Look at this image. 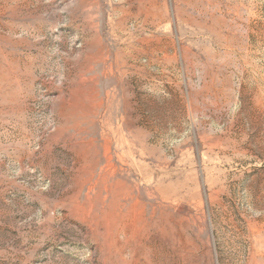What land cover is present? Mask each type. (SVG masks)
I'll return each mask as SVG.
<instances>
[{
	"label": "rangeland",
	"instance_id": "rangeland-1",
	"mask_svg": "<svg viewBox=\"0 0 264 264\" xmlns=\"http://www.w3.org/2000/svg\"><path fill=\"white\" fill-rule=\"evenodd\" d=\"M0 264H264V0H0Z\"/></svg>",
	"mask_w": 264,
	"mask_h": 264
}]
</instances>
